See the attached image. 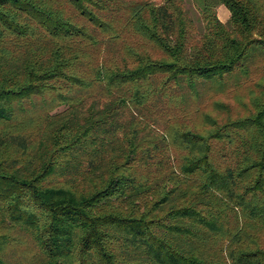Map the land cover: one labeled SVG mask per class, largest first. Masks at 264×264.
<instances>
[{
    "label": "trees",
    "instance_id": "1",
    "mask_svg": "<svg viewBox=\"0 0 264 264\" xmlns=\"http://www.w3.org/2000/svg\"><path fill=\"white\" fill-rule=\"evenodd\" d=\"M195 3L0 0V264H264V0Z\"/></svg>",
    "mask_w": 264,
    "mask_h": 264
},
{
    "label": "rangeland",
    "instance_id": "2",
    "mask_svg": "<svg viewBox=\"0 0 264 264\" xmlns=\"http://www.w3.org/2000/svg\"><path fill=\"white\" fill-rule=\"evenodd\" d=\"M184 4H185V8L188 10L190 16L196 21V23L199 24V20H200V16H199V12H198V7L195 3V0H183ZM216 14L218 16V18L222 21V22H226L228 17H229V11L223 6V5H218L216 7ZM243 96H247L246 92H240ZM238 94H236V92H231L229 94H222L221 92H215L214 90H209L206 95L202 98L203 101L200 103V106H202V109H205L206 111L213 113L214 115H216L218 118H220V120H223L226 118V113L224 112H218V111H213V107H212V102L214 100H222L225 103H227L230 106V113L229 114H243L244 113V103H248V101L246 100L247 97L244 98L241 96H237ZM240 97V98H237ZM200 99V101L202 100ZM244 102V103H243ZM240 103H243L242 105ZM211 105V106H210ZM64 107H59L56 109V111H61ZM210 109V110H208ZM228 114V115H229Z\"/></svg>",
    "mask_w": 264,
    "mask_h": 264
}]
</instances>
